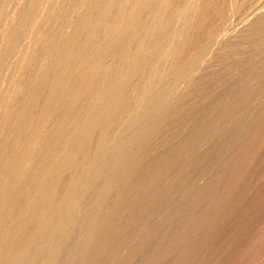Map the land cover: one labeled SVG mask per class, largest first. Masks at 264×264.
I'll return each mask as SVG.
<instances>
[{"label": "bare ground", "instance_id": "bare-ground-1", "mask_svg": "<svg viewBox=\"0 0 264 264\" xmlns=\"http://www.w3.org/2000/svg\"><path fill=\"white\" fill-rule=\"evenodd\" d=\"M240 1L0 0V264H135L192 207L196 185L163 211L264 94V6Z\"/></svg>", "mask_w": 264, "mask_h": 264}, {"label": "rangeland", "instance_id": "rangeland-1", "mask_svg": "<svg viewBox=\"0 0 264 264\" xmlns=\"http://www.w3.org/2000/svg\"><path fill=\"white\" fill-rule=\"evenodd\" d=\"M251 1L252 0H250V2L248 1V3H250V4H247L248 8L245 7V8H247L248 12L250 10L249 7H251L252 10H254V9L258 8L259 5L264 6L263 0H256L257 2L255 0H253L256 4L259 3L258 1H260L259 5H256V7L253 9V7L255 5L252 4L254 2L251 3ZM240 2H244L246 5L247 0H241ZM237 14H236L237 18H239L240 16H242L240 18H243V17L245 18L244 14H246V13H244V14L243 13H241V14L237 13ZM263 14H264V11H263ZM229 19H230L229 20L230 23L229 22H228L229 24L227 23L226 31L228 30L227 31L228 33H230L229 32L230 30H231V33H232V31H234V33H232V34L236 35V33L239 31L240 24L233 17H230ZM233 20L235 21V24H234ZM236 23H237V25H236ZM238 24H239V26H238ZM236 26H237L238 31L235 29ZM259 96H258L259 99L258 98L255 99V102H253L251 105L252 107H254L256 105L255 109L258 111L254 110V109L252 110V107L250 106L251 109L250 108L249 109L252 111H251L250 115L248 114V117L246 116L247 119L249 118L248 119L249 122L247 121V119L242 120V121L245 120L246 123L241 121L242 122L241 125H243V123H244L243 127H244L245 131H243L244 134L242 135V137L243 136L244 137L243 138L241 137V135L239 134V130H238V133H236L237 131L235 132L238 135L237 136L234 135V137L235 138L237 137L236 139L238 140V138L240 136V138H242L241 139L242 142L241 141L235 142L234 141L235 138L233 139L232 137L229 139L227 138L228 141H226V145L227 144L228 145L225 146L226 149L224 150L223 154L218 155L219 157H217V158H221V159L218 160L216 158V156H217V154H216L215 156L211 157V159H213L211 161L212 162L211 166L213 169L209 168V167H211L210 165L207 166L210 169V173H212V176L209 173V169L205 168L206 171L204 169L203 170L204 172L203 171L201 172V174L204 173V175L202 174L203 176H201V174L199 172H193L194 173L193 174L194 179H192L193 175L191 177L187 178L189 180L191 178V180L192 181L194 180V182L191 183V181L188 180L187 183L190 182V183H188L189 185H187V183L185 182L184 184L187 187L182 184L184 187L181 185L180 189L182 190V188H183L184 191L182 190V191L177 192L174 195V198H175V196L177 197V195L179 193H180L179 194L180 196L182 195L181 196L182 198H185V195H184L185 188H186V190H188L189 187H190V189H192V190H190L192 192H190L189 190L188 191L191 194H193V189L196 188L195 187V185H196L199 188V189L198 188L196 189L197 192L195 190V192L198 194V196H196V193L194 192L195 194L192 195L193 198H192V196H190L191 198L189 197V199L191 201H193V202L195 201L194 204H191L192 207L190 205L186 207V205L184 206V204H182L183 202L181 201L182 203H181L180 208L182 206H184V207H182L181 209L180 208L178 209V210H180L179 211L180 214L178 213V210H175V212H177L178 216H180V217H178V216L176 217L177 214H174L175 217L173 216L172 218H175V219L170 218L171 221H166V224H165V222H164V224H162V222H161V224H162L161 229H160L161 224H159V227H157L159 232H157L158 230L156 229L155 232L151 233L152 235L151 234L148 235L150 232H148V234L144 233L145 237H146V235H148V238H146V239H144L145 237L140 236V241H142V239L144 241V242L142 241L143 243L141 242V244H142V245L140 244L141 247H143L145 244L148 247L144 246L143 248H141V250H142L141 253L144 251V248H146L144 253H142V255H144V256L140 260L136 259V262H134L135 264H137V263L142 264V262H143V264H155V261H157L156 264H187V263L188 264H255V263L256 264H264V260H263L264 259V230H263L264 229V226H263L264 225V222H263L264 221L263 220L264 219V198H263L264 197V195H263L264 194V189H263L264 188V186H263L264 185V159H263L264 158V107H263L264 106V101H263L264 100V94L263 95L261 94ZM261 96H262V98H261ZM260 98L262 101L260 100ZM256 101L259 104H257ZM258 105H259V107L262 106L261 109H259ZM259 111H261V112L259 113ZM254 116L256 118H254ZM250 119H252L253 121L252 120L250 121ZM247 129H249V130H247ZM231 142H233V143L235 142L234 143V144H236L235 147H234V144L232 145ZM229 144L232 145V147ZM229 146H230V148H228ZM227 148L228 149L232 148V150H228ZM229 151L230 152L232 151V152L227 153ZM224 162H225V164H224ZM214 163H216V164L219 163L221 165H219V166L216 165L217 168H214V166H215ZM259 171H260V173H259ZM169 176H167L168 178L165 177V179H168L167 180L168 182L171 181V178L173 177V175L170 174ZM208 176H210V177H208ZM205 177L207 179H210V178L211 179L208 180V182H206L207 179H205ZM198 178H200V179H198ZM165 179L163 180V183H165V181H166ZM196 179H198V181ZM212 180H214V181H212ZM167 181H166V183H168ZM175 181L173 180V182H175ZM185 181H186V179H185ZM222 181H223V183H222ZM173 182L171 181L170 184H174ZM195 183H197L199 186ZM170 184L168 183V185H170ZM190 184H191V186H190ZM241 186H242V188H241ZM238 191H240V192H238ZM220 195H222V196L220 197ZM159 196H162V195L160 194ZM159 196H158V198H161ZM181 197L178 196L177 199H175V200H178V199L181 200ZM194 197H199L196 199L198 201L194 200L195 199ZM158 198H156V199H158ZM162 198H164V197L162 196ZM174 198L170 197V198L166 199V201L168 200L166 207L170 208V209H167L164 207L163 211L169 210V211L173 212L174 210L173 209L171 210V208L173 206H174L173 207L174 209H177L179 207V205H180L179 201L180 200L175 201ZM187 198H188V195L184 199L185 202H186ZM189 199H188V202L190 201ZM191 201H190V203H193ZM175 202L176 203L179 202L178 203L179 205L177 204L178 205L177 208L175 206L176 205ZM149 203H151V202L147 203L148 207H151ZM149 209L151 210V208H149ZM141 215H143V214H141ZM137 217H138L137 221H138V219L140 221V218H141V222H139V221L138 222L141 223L142 225H144V223H145V225L149 224L148 223L149 221L147 222V220L145 219V216L143 219H142V216H140V214L137 215ZM157 217H159V215L155 216V218H157ZM156 220L158 221V218ZM171 222H172V224H171ZM244 222H246V223H244ZM146 223H148V224H146ZM158 223H160V222H158ZM239 223H241V224L239 225ZM242 223H243V225H242ZM253 223H254V225H252ZM178 224H179V226H178ZM171 226H172V228H171ZM127 227H129V226H127ZM206 227H207V229H205ZM240 227L242 228V230ZM202 229L204 231H202ZM163 231L166 233L165 236H164ZM162 232H163V234H162ZM173 232L175 234H173ZM190 232H192V233H190ZM239 232H241V233H239ZM257 232L259 234H257ZM153 233H154V235H153ZM179 233H181V234H179ZM140 235L144 236L143 233ZM235 235H236V237H235ZM125 237L121 238V240L123 239L121 243L124 242L123 243L124 245L128 241V238H125ZM152 237H153V239L154 238L155 239L152 240ZM148 239L150 240V242ZM244 239L245 240L247 239V240L245 241ZM145 240H146V242H145ZM147 241H148L149 245L147 244ZM152 249L153 250L156 249V250H154L155 252ZM162 249L165 251H163ZM153 253L154 254L156 253V255H154ZM158 253H160V254H158ZM190 254H191V256H190ZM155 256H156V259H155ZM172 257H174V258H172ZM121 258L127 259L125 256H122ZM121 258H119V259H121ZM144 258H145V260H144ZM162 259H164V260H162ZM228 259H229V261H228ZM141 260H142V262H141ZM150 260H152V261L150 262ZM123 261H124V259L122 261H120L119 264H124V263L126 264V262L125 261L123 262ZM226 261H227V263H226Z\"/></svg>", "mask_w": 264, "mask_h": 264}]
</instances>
